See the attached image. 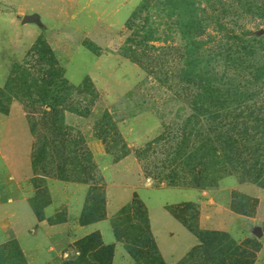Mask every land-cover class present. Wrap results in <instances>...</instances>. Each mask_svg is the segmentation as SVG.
Masks as SVG:
<instances>
[{
    "label": "rangeland",
    "instance_id": "obj_1",
    "mask_svg": "<svg viewBox=\"0 0 264 264\" xmlns=\"http://www.w3.org/2000/svg\"><path fill=\"white\" fill-rule=\"evenodd\" d=\"M60 2L58 6L67 8H32L28 0H0V89L12 67L28 59L26 74H17L12 88L13 92L27 88L30 95L24 101L36 110L31 151L34 143L43 144L37 171L26 183L35 213L41 217L42 208L51 203L48 182L54 179L94 187L89 193L96 203L87 202L84 207L98 208L105 214L103 220L108 219L106 180L86 143L87 126L98 103L104 110L97 119L108 114L95 123L94 135L114 160L130 150L142 181L152 189H196L206 195L187 201L182 193L145 195L140 190L108 220L115 243L108 244L99 232L91 240L78 238L73 229L65 248L37 264H264V224L251 223L257 217L264 221V206L257 216L260 201L264 205V0H129L125 8H68L67 0ZM87 2L80 0L78 7ZM32 12L40 20L29 15ZM134 14L137 17L129 30L127 22ZM23 15L37 16L36 21L23 23ZM38 39L58 53L59 58L52 50L61 72L57 79L51 78L49 67L36 55L28 57ZM90 43L109 60L93 64V82L85 83L84 92L61 93L67 49L79 46L66 70L67 79L77 86L91 68ZM213 91L219 97L214 123L204 112ZM43 94L45 104L52 103L51 97L61 100L55 108L64 114L60 134L58 126L53 127V113L41 114ZM0 105L11 109L7 114L0 112V128L8 114L15 119V127L23 128L19 110L27 115L23 104L6 93ZM125 122L129 135L121 127ZM210 128L235 139L234 148L220 150V143H209ZM160 136L164 140L157 141ZM182 136L188 142L183 155H178ZM59 138L70 140L71 146L64 142L59 146ZM23 139L9 132L0 148L18 173L31 174L24 165ZM60 171L65 172L63 178ZM231 180L246 184L252 192H241ZM223 194L234 220L211 219L212 228L201 229V213L213 212L217 217L214 212L222 208ZM165 201L176 203L164 208L198 237L189 252L170 262L157 249L148 216V209L153 219L159 216V204ZM50 221H68L65 207ZM194 228L202 232L201 238ZM0 264L31 263L20 245L8 240L0 242Z\"/></svg>",
    "mask_w": 264,
    "mask_h": 264
},
{
    "label": "crops",
    "instance_id": "obj_2",
    "mask_svg": "<svg viewBox=\"0 0 264 264\" xmlns=\"http://www.w3.org/2000/svg\"><path fill=\"white\" fill-rule=\"evenodd\" d=\"M28 1L32 8H52L50 10H54V8H67L64 5H61L62 7L58 6V2L61 3L60 0ZM79 1L80 0H67L69 6L68 8H125L127 5H130L129 0H88L87 4H82V6L78 7ZM33 12L29 15H37ZM24 16L25 15H23V17ZM38 18L40 20L39 16ZM78 47L79 46L70 48L69 50L67 49V52L69 53V59L66 62L67 65H64L63 69L65 79L72 85L75 84L67 79L66 70L70 67L72 60L71 55L78 51ZM53 51L58 56L57 51L55 49ZM104 57L106 56H100L92 53V58L90 60L91 68L88 69L87 74L85 73V76L82 78L80 83H82L87 78L93 82V64L100 60H109L104 59ZM80 83L76 85H79ZM19 110L21 111V114L23 115L22 117L24 119L23 128L15 127V119L8 117V114L1 121L3 124L0 128V142H4V137L6 134H9V132H11L13 136H20L21 138L24 136V165H28L31 168V174H28V171L26 170L22 173H18L17 171H19V168L16 167L12 161L7 159L3 153L5 149L0 148V242L15 240L20 245L23 254L31 264H37L44 260L43 258H46L47 261L54 258V255H56L59 250L65 248L67 244L71 242L70 231L73 229L74 233L79 235L78 238L99 232L102 234L108 244L115 243L113 234L108 225V220L132 199V197L135 195L134 193H137L140 190L143 191L145 195H152L153 192H163L169 194L182 193L183 196L186 197L187 201H195L198 200L200 196L206 195V192L196 189H152L147 185V183L142 181L140 167L133 154H129L126 157L115 161L106 152L103 144L94 135V125L98 120V115L104 110L102 109V106H100V103H98L93 108L94 118L90 120L87 126L86 143L93 155L96 164L102 172L104 179L106 180L105 196L106 213L108 219L86 225L80 224L79 220L87 201L90 185L85 183H66L64 181L54 179L49 180L48 182L49 193L51 195L52 201L42 208V218H38L30 205V197L28 193V187L26 185V183L32 177L30 158L32 135L29 130L24 112H22L20 108ZM126 124L127 122L123 123L121 126L125 133H127V129L125 127ZM139 130L142 132L141 127ZM129 131L131 134L133 133V130L130 129ZM127 135L129 134L127 133ZM144 141L148 142L149 138H145ZM130 146H133V144L130 143ZM1 168L5 170H3L4 173L1 171ZM232 182L234 183V186L237 187V189L241 192L247 194L252 192L250 188L245 186L246 184H237L234 181ZM227 199L228 197L224 196L223 194L224 201L222 203L223 205L221 206L222 208L214 212L217 214V217H214V214H212L213 212L209 216L201 213L199 219V226L201 229L212 228L210 227V224L212 223L211 219H215L216 221L219 220L218 218L230 220L233 219L231 212H228V209L226 210V206L228 205ZM170 204L176 203H169L165 201L159 204L160 215L155 217V219H153L148 209L151 234L155 240L160 255L166 262H170L175 257L177 258L185 255L192 247L195 246L196 243H198L196 236L164 208V206ZM262 206L264 205L262 201H260L257 216L260 214L259 211L261 210ZM64 207L67 211L68 221L50 223V219L54 218L62 209H64ZM219 211H221L223 214ZM235 220L236 222H239L237 218ZM216 221H213V223ZM259 221L264 224L263 219L261 218L260 220L259 217L252 219L251 223L257 224ZM121 251L122 249L118 248V256L120 258H122Z\"/></svg>",
    "mask_w": 264,
    "mask_h": 264
},
{
    "label": "trees",
    "instance_id": "obj_3",
    "mask_svg": "<svg viewBox=\"0 0 264 264\" xmlns=\"http://www.w3.org/2000/svg\"><path fill=\"white\" fill-rule=\"evenodd\" d=\"M136 17H137V14H134L133 17L130 20H128L126 27L129 30L131 29V26H132L133 21L136 20ZM43 49H45V52H43ZM87 49L90 50L92 53H94L96 55H99L100 54V51H98V49L92 43H90V44L87 45ZM29 55L30 56L31 55H36L41 62H44V64L49 67V73H50L51 78L57 79L58 77L61 76V72L55 67L56 60H55L53 51L41 39H38L36 41V43L34 44V46L28 52V57H29ZM27 64H28V59L25 60L22 64H18L17 63V64H15L12 67V70H11V72L9 74V77H8V79H7L4 87L2 89H0V97H4L6 93H8V94L10 93L11 95L13 94V98L15 100H17V101L21 102V104H23L24 110H25V112L27 114L26 116L28 117L27 118V122H28L29 130H30L31 134L33 136H35L36 135V129H35V125H34V122H33V115H34V112L36 110H35V108H33L32 104H28L27 102L24 101L25 98L30 95V93H29V91H28L27 88H24L23 90L18 89L16 92H13V88H12L13 87V84L17 80V74L18 75L26 74V72H27L26 71V65ZM66 82H67V80L65 78L62 79L61 84H60V87L62 86L61 87V93H64V92L69 93L71 90H76V91H80V92L82 91V92H84L85 83L86 82H89L90 83L91 80L87 78L82 83H80L79 85H77V86L71 85L70 87L66 86ZM91 88H92V85H91ZM25 91L28 94H25L24 93ZM212 93L213 94L208 93V94H211L210 97H209V99H210V104L209 105L210 106H208L207 108H205L204 112L207 115L212 116V119L211 118L210 119H211L212 123H214L216 121L215 119H217V117H218L217 114H218L219 106H218L217 98H219V97H218V91H213ZM215 94H217V95H215ZM41 97H42L41 100H40V103H42L41 106L45 108V110H43V112L41 113L42 116H44L46 110L48 112H52L53 115H54V117H53V127L55 128V127L58 126V128H56V132H57V134H60V132L63 129L62 127H63L64 114H63V112H61V114H60V112L56 111L55 108L56 107H59L61 105L60 104L61 100L59 98H56V97L55 98L54 97H51V98H49V100L52 103L51 104L50 103H46L45 104L44 101H45L46 96L43 94V96H41ZM0 112H2L3 114H7L9 112V109H6V108H4V107H2L0 105ZM48 112H46V113H48ZM85 114H86V116H88L89 115V111H86ZM107 114L108 113L105 112L103 114V117L104 118L107 117ZM101 119H98L96 121V123L99 122ZM216 126H218V125H216ZM94 127H95V125H94ZM94 133H95V131H94ZM216 133H217V129L214 130V129H211L210 128V130L208 131V139H207V141L209 143H212V142L217 143V144L220 143L219 144L220 150L223 149L222 146H224V148L226 146V149L234 148V145L236 144L235 139L229 137V135H228V137H227V135H226V137H224V135H221L220 136V135H218ZM66 136L69 137L68 134H66ZM61 137H62V134H61ZM95 137L100 140V138L98 136H95ZM186 138H184L182 136L180 138V140H179V145L178 146H180L179 147L180 149L177 152L178 155H181V154L183 155L182 148L188 142V139H186ZM221 139H223L224 141L221 142ZM159 140H164V136H160L157 141H159ZM58 141H59L58 142L59 143V146L63 142L66 143L68 146H71V144H72V142L70 140H68V139L67 140H63V139H60L59 138ZM75 143H76V141H74V144ZM192 149L195 151V148H192ZM42 154H44V152H43V144L35 145V143H34L33 148H32V151H31V167H32V171L33 172L37 171V167H38L39 162L41 160ZM86 154L87 153H85V157L87 159H90V156L91 155L90 154H87L86 155ZM129 154H130V150L129 151L126 150L125 152H123L121 154V156L115 157L116 158L115 161H118V160L126 157ZM86 161L89 162V160H86ZM186 165H187V167H189V170H188L189 172L193 170V168L191 166H189L187 163H186ZM64 174H65V172H61L60 171L58 175H59L60 178H63L64 177ZM82 183H85V182H82ZM93 188L94 187L90 188V191L91 190L93 191ZM87 202L88 203H90V202L96 203V200L94 198L90 197V193L88 194L86 204H87ZM255 203H257V201ZM129 209H132V206H130ZM38 218H42V216L41 217L38 216ZM103 219H105V214H101L100 211L98 210V208H94V207H92V208L91 207L85 208L84 207L79 222L82 225H86V224L93 223V222H97V221H100V220H103ZM194 232L200 238L203 235L202 232H200V230H198L197 228H194ZM94 235H98L97 232L96 233H93V234H90V235L86 236L85 238H87V240H91ZM97 245H99V244L97 243ZM238 249L242 253H244L243 250H241L240 248L237 247V250ZM19 254H20V252H19ZM110 256H111V254H109V257ZM107 264H109V263H107Z\"/></svg>",
    "mask_w": 264,
    "mask_h": 264
},
{
    "label": "water",
    "instance_id": "obj_4",
    "mask_svg": "<svg viewBox=\"0 0 264 264\" xmlns=\"http://www.w3.org/2000/svg\"><path fill=\"white\" fill-rule=\"evenodd\" d=\"M31 19H33V21H34V20L36 21V17H35V16H32V18H31V16H24V17L22 18V22H23V23H28V22L31 21Z\"/></svg>",
    "mask_w": 264,
    "mask_h": 264
}]
</instances>
